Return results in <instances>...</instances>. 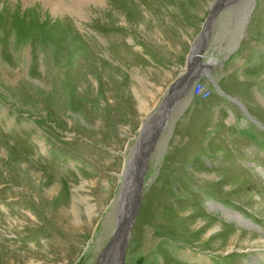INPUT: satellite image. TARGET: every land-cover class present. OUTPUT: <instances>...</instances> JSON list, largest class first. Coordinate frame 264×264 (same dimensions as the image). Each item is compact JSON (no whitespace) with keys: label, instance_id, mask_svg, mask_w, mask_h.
Here are the masks:
<instances>
[{"label":"rangeland","instance_id":"obj_1","mask_svg":"<svg viewBox=\"0 0 264 264\" xmlns=\"http://www.w3.org/2000/svg\"><path fill=\"white\" fill-rule=\"evenodd\" d=\"M64 1L0 0V264H264V63L175 88L264 0Z\"/></svg>","mask_w":264,"mask_h":264},{"label":"crops","instance_id":"obj_2","mask_svg":"<svg viewBox=\"0 0 264 264\" xmlns=\"http://www.w3.org/2000/svg\"><path fill=\"white\" fill-rule=\"evenodd\" d=\"M209 14L210 12L208 15ZM214 14L216 15L213 17L210 26H208L209 33L207 32L208 34L203 37L204 39H198L202 28L195 33L192 43L179 66L177 73L179 80L175 85L176 87H173L177 88V86L180 85V87H178L179 89L187 82L186 79H189L191 83L190 89L192 90L196 82L203 83L202 80L206 78L205 73L213 76L215 80L223 86L218 72L222 71L230 75L234 73H252L258 72L260 66L263 65L264 18H262V16L252 15L246 24H241L240 26L238 22L234 23L236 17H232V21L218 25L221 23L218 20L220 18V12H217L216 9ZM238 20L239 19H237V21ZM244 31H246V35L242 34ZM194 48H197V52L189 61V57ZM259 54H261V56ZM238 78H240V76H238ZM213 80L212 78L211 81L213 82ZM233 80H235L234 77ZM203 84L204 87L208 86V83ZM184 87L185 85L183 88ZM191 90L188 91V93H190ZM209 91L211 92V90ZM190 99H192V103L196 105V98L190 97ZM215 111L217 113V110Z\"/></svg>","mask_w":264,"mask_h":264},{"label":"bare ground","instance_id":"obj_3","mask_svg":"<svg viewBox=\"0 0 264 264\" xmlns=\"http://www.w3.org/2000/svg\"><path fill=\"white\" fill-rule=\"evenodd\" d=\"M22 1V0H21ZM48 1H50V0H24V2H27V3H32V5L33 6H43L44 8H45V6H48V5H46V4H49L48 3ZM70 1V4H71V6H70V8L71 9H73V10H79L80 9V5H82V4H84V3H88L89 1H91V2H94V0H69ZM99 1V0H98ZM16 2H18V0H16ZM220 3V2H219ZM97 4V3H96ZM66 2L64 1V0H59V2H58V7H59V10L57 11V12H51V13H53V14H55V15H58V16H61V15H64V13H63V11L65 10V8H66ZM38 8V7H37ZM56 7H52V9H55ZM81 11L79 10L78 11V13H80ZM19 16V15H18ZM18 16H17V20H19L20 19V17L18 18ZM80 18L82 17V14H79L78 15ZM201 33V32H200ZM208 34V33H207ZM204 39V38H203ZM197 49V48H196ZM75 55H76V53H75ZM74 58V57H73ZM75 59V58H74ZM82 60V59H81ZM70 61H71V59H70ZM70 63V62H69ZM71 64V63H70ZM73 64V63H72ZM204 72V71H203ZM260 106V105H259ZM262 107V106H261ZM173 108V107H172ZM154 118V117H153ZM147 121V120H146ZM150 127H152V126H149V127H147L146 129L144 128V130H143V132H142V135H144L145 133V136H148L149 134V128ZM158 131H160V130H158ZM145 136H143V137H145ZM142 137V138H143ZM142 140V139H141ZM148 142V141H147ZM145 166V165H144ZM132 172V171H131ZM260 172V171H259ZM132 175V174H131ZM132 180V179H131ZM134 180L133 181H129L128 179L125 181V185H126V189L129 191V190H131V188L133 187V184H134ZM123 198H124V196L121 198V201H123ZM130 202L131 201H129V204H130ZM124 203V202H123ZM125 205V204H124ZM131 207V206H130ZM119 234V233H118ZM118 238V236L117 237H115V240ZM114 243V240H112V242H111V246L112 245H114L113 244ZM111 246H109L110 248H111ZM109 250V249H108ZM107 250V251H108ZM106 253V252H105ZM122 253V252H121ZM120 253V254H121ZM119 254V255H120ZM113 261L115 260V257H112L111 258Z\"/></svg>","mask_w":264,"mask_h":264},{"label":"water","instance_id":"obj_4","mask_svg":"<svg viewBox=\"0 0 264 264\" xmlns=\"http://www.w3.org/2000/svg\"><path fill=\"white\" fill-rule=\"evenodd\" d=\"M216 9H218V7H217ZM215 11H216V10H215ZM215 11L213 10V11L208 15L207 19L205 20V22H204V24H203V26H202L201 34L199 35V38H198V39H203V37L207 35L206 30H207L208 26H210V23L212 22L213 17L216 15V14H214ZM196 52H197V51H196V48H194L193 51H192V53H191V55H190V57H189V61L193 58V56L195 55ZM205 76L212 80V76L209 75L208 73H205ZM184 85H185V87H184L183 91L181 92L182 95L188 93V89H189V86H190V84L187 83V82H186ZM173 88H174V87H173ZM171 105H172V104H171ZM171 105H170V106H171ZM170 106L166 107L165 109H168ZM160 116H161V119H163V110H162ZM150 119H152V117H150ZM148 122H149V120H147V121L145 122V124H144V126H143V128H142V130H141V132H140V135H142L141 133L143 132L144 128H146V126L148 125ZM131 167H132V160H129V163H128V165L125 167V170H124V175H125V177H128ZM137 185H138V186H137V190H138V198H139V195H140V193H141V188H140L139 184H137ZM122 189H123V186H122ZM122 189H121V192H122ZM121 197H122V196H121V194H120V196H119V200H120V202H121ZM111 241H112V240H111ZM111 241H110L109 244L104 248V250L101 252V253H102V254H101V257H102V258H103V255L105 254V252H107V250L109 249V246L111 245ZM120 250H122L121 247H120ZM102 258H101V259H102ZM101 259H99L98 261L100 262Z\"/></svg>","mask_w":264,"mask_h":264},{"label":"built area","instance_id":"obj_5","mask_svg":"<svg viewBox=\"0 0 264 264\" xmlns=\"http://www.w3.org/2000/svg\"><path fill=\"white\" fill-rule=\"evenodd\" d=\"M193 93L199 98H207L210 95V91L205 89V87L199 82L194 85Z\"/></svg>","mask_w":264,"mask_h":264}]
</instances>
